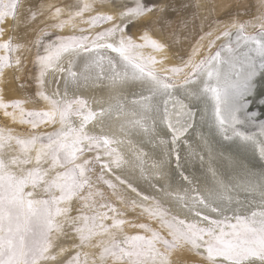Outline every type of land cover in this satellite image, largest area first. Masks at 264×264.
I'll list each match as a JSON object with an SVG mask.
<instances>
[{"label":"snow or ice","instance_id":"1","mask_svg":"<svg viewBox=\"0 0 264 264\" xmlns=\"http://www.w3.org/2000/svg\"><path fill=\"white\" fill-rule=\"evenodd\" d=\"M170 7L0 0V83L31 64L36 85L12 100L0 89V264H264V168L252 163L264 120L249 110L264 0L254 16L244 0L223 5L235 11L186 35L174 66L187 21L173 28ZM182 151L203 180L181 170Z\"/></svg>","mask_w":264,"mask_h":264},{"label":"rangeland","instance_id":"2","mask_svg":"<svg viewBox=\"0 0 264 264\" xmlns=\"http://www.w3.org/2000/svg\"><path fill=\"white\" fill-rule=\"evenodd\" d=\"M148 2L150 3V5L153 4V0H148ZM156 2H159V0H156ZM237 2L238 0H200V3L204 6H210L213 4L216 5L215 11L211 15H208L207 7L197 9L192 6L195 3V0H168V3L171 5V7L166 14L169 20L174 22L173 28H177V26L180 25L181 21H187V27L183 28L181 26L178 29L177 39L180 41V43L169 50V59L166 61V64L168 66L177 65L179 63V56L177 55V51L179 50V55H184L187 51L190 50L191 39L185 40L184 37L186 35L195 37L200 32L201 26H203L205 31H207L209 24L213 20L225 19L228 11H235L234 7L232 9H226L223 7V5H234ZM244 2L249 5L250 14L254 16L257 11L256 5L258 0H244ZM185 5L188 6L185 7ZM206 15L208 16V18L205 20L204 17ZM170 32L171 29H168L163 33L156 32L155 35L162 40H168ZM130 33L135 34L136 29H130ZM33 74L34 69L32 68L31 64L27 65L25 73L16 74L23 77L20 80L14 79V74L12 72H8L4 78V82L0 83V89L3 90L5 99L12 100L23 95L34 93L36 85L32 80ZM21 83L25 84V88L22 89L20 87ZM262 101H264V89H262L261 87L255 88L253 95L249 97V110L257 112L259 114L258 118L260 119L257 120L258 123L261 120H264V103H262ZM5 123H8L9 126H11L10 122H6L2 113H0V126H3ZM192 142L193 147L198 149L199 141L196 140L195 137H193ZM192 162L194 164H192ZM252 163L256 170L264 168V161H261L258 155L253 159ZM181 164H183L184 168L190 173L188 174L185 172L186 175L195 177L197 180L204 179V171L206 165H202L201 162H199L198 158L192 159L190 161L183 160L181 161ZM173 165L175 166V161L172 163L171 167ZM174 173L175 172L172 169L170 175H175L176 180L178 181L179 177Z\"/></svg>","mask_w":264,"mask_h":264},{"label":"bare ground","instance_id":"3","mask_svg":"<svg viewBox=\"0 0 264 264\" xmlns=\"http://www.w3.org/2000/svg\"><path fill=\"white\" fill-rule=\"evenodd\" d=\"M46 80H47V84H46V90L49 92V94H51V92L52 91H54L55 90V87H56V85L53 83V80H54V76H53V74H50L47 78H46ZM61 87H62V84H61ZM258 87H261L262 89H264V78H261V77H257V79H256V81H255V88H258ZM100 93L99 92H95V93H93V92H85V96H86V98H88L89 100H92L93 98H96V99H99L100 98ZM260 118H258V120H259ZM181 156H182V161L184 160L183 159V156H184V153H183V151L181 152ZM173 162H174V160H173ZM172 162V163H173ZM200 162V161H199ZM149 163H150V161H149ZM184 164V163H183ZM183 164H182V166H183ZM192 164H194L193 162H192ZM199 165H201V164H199ZM171 169H173V171L175 172L174 174H176L177 176H178V173L175 171V166L173 165L172 167H171ZM182 170L183 171H185L186 173H188V174H190L185 168H184V166H183V168H182ZM179 177V176H178ZM177 182H179V178H178V181Z\"/></svg>","mask_w":264,"mask_h":264}]
</instances>
